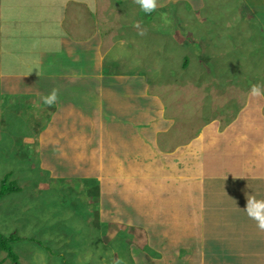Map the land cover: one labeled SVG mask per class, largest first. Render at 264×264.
Wrapping results in <instances>:
<instances>
[{
	"label": "crops",
	"instance_id": "obj_1",
	"mask_svg": "<svg viewBox=\"0 0 264 264\" xmlns=\"http://www.w3.org/2000/svg\"><path fill=\"white\" fill-rule=\"evenodd\" d=\"M119 1L95 0L91 11L83 0H0L4 142L21 144L17 131L27 130L20 155L80 192L83 219L95 210L89 225L102 230L103 245L109 226L114 241L131 242L118 250L133 264H264V232L243 211L246 193L264 199V98L224 126L202 114L209 122L185 135L147 83L148 64L176 48L171 63L182 65L177 29L189 31V48L201 38L183 24H155L179 0H158L151 14L135 3L124 14ZM244 1L264 37V0ZM139 20L142 44L134 42ZM53 88L59 99L47 106L40 97Z\"/></svg>",
	"mask_w": 264,
	"mask_h": 264
},
{
	"label": "rangeland",
	"instance_id": "obj_2",
	"mask_svg": "<svg viewBox=\"0 0 264 264\" xmlns=\"http://www.w3.org/2000/svg\"><path fill=\"white\" fill-rule=\"evenodd\" d=\"M118 3L121 5L118 11L121 9L124 14L133 6L132 0ZM164 9L170 16L165 18L167 14L159 12L154 21L156 25L164 19L169 26L183 24L188 29L196 28V37L201 40L197 48H189L193 41L189 31L177 29V41L180 42V35L184 33L183 43L187 46L180 58L182 65L171 63L176 60V48L166 49L165 63L155 57V63L148 64L147 83L161 101L170 105L167 111L182 124L185 135L193 136L200 121L202 125L209 122L204 121L209 115L219 113L217 120L223 126L226 121H233L239 113L237 110L250 106L252 97L247 96L251 85H264L261 77L264 75L261 55L264 37L248 4L244 0H179ZM221 12H226L224 16L221 14L223 17L218 16ZM141 27L144 26L141 24ZM130 28L131 25L127 26L128 41L132 35ZM134 42L142 44L144 36L134 38ZM154 53L162 55V50L155 49ZM246 58L255 63L256 71H249V65L244 64ZM17 133L21 134V144L18 137L13 139L15 144L4 142L6 135L0 132V235L5 247L0 251V264H112L119 258L123 264H133L126 251L118 250L131 242L114 241L116 232L109 226L105 227L103 245L102 230L97 228L96 232L97 225H89L95 210L90 209L91 216L83 219L85 202L80 192L35 172L37 162L30 155L29 160H24L19 151L27 152L26 141L32 138L27 130ZM46 185L50 189L45 190ZM204 253L209 256L211 252ZM139 259L145 262L146 257Z\"/></svg>",
	"mask_w": 264,
	"mask_h": 264
},
{
	"label": "clouds",
	"instance_id": "obj_3",
	"mask_svg": "<svg viewBox=\"0 0 264 264\" xmlns=\"http://www.w3.org/2000/svg\"><path fill=\"white\" fill-rule=\"evenodd\" d=\"M89 10L95 11V0H83ZM145 14H151L159 7L158 0H133ZM138 30V35H144L140 22L133 25ZM249 96L252 98H264V85L253 84L249 89ZM43 104L53 106L59 99V88H53L47 95L40 97ZM246 215L256 222L259 231L264 232V199H258L255 194L246 193V205L243 208ZM112 264H123L122 259H114Z\"/></svg>",
	"mask_w": 264,
	"mask_h": 264
},
{
	"label": "trees",
	"instance_id": "obj_4",
	"mask_svg": "<svg viewBox=\"0 0 264 264\" xmlns=\"http://www.w3.org/2000/svg\"><path fill=\"white\" fill-rule=\"evenodd\" d=\"M257 52H258V51H257ZM262 54H263V55H262ZM261 55L264 56V51H263V53H261ZM245 63H247V64L249 65V71H251V70H255V71H256V69L253 68V66H254L255 63H252V60H250V59L247 60V58H246L244 64H245ZM244 64H243V65H244ZM185 65H186V64H185ZM185 65H184V66H185ZM243 65H242V67H243ZM260 65H263V62H261ZM261 67H262V66H261ZM257 70H258V69H257ZM251 74H253V73H251ZM217 115H219V113H216V114H215V116H217ZM234 115H235V113H234ZM220 116H221V115H220ZM229 119H230V118H228L227 120H229ZM2 238H3V236L0 235V251H2L1 249H5L4 244L1 243V239H2ZM6 241H7V240H6Z\"/></svg>",
	"mask_w": 264,
	"mask_h": 264
},
{
	"label": "bare ground",
	"instance_id": "obj_5",
	"mask_svg": "<svg viewBox=\"0 0 264 264\" xmlns=\"http://www.w3.org/2000/svg\"><path fill=\"white\" fill-rule=\"evenodd\" d=\"M36 223V222H35ZM63 226V225H62ZM133 228V227H132ZM15 232V231H14ZM13 232V233H14ZM6 235V234H5ZM50 238V237H49ZM52 238V237H51ZM54 238V237H53ZM54 239H57V238H54ZM43 240V239H42ZM112 243V242H111ZM110 244V243H109ZM92 245V244H91ZM48 247H49V244L47 245ZM93 246H94V244H93ZM91 247V246H90ZM112 247V246H111ZM81 249V248H80ZM76 250V249H75ZM115 250V249H114ZM60 251V250H59ZM79 252V251H78ZM59 253H61V252H59ZM66 253H68V252H66ZM77 253V252H76ZM62 254V253H61ZM82 254V253H81ZM64 255V257H66V258H68L67 256H65V253L63 254ZM70 255V254H69ZM74 255V254H73ZM78 255H80V254H78ZM120 257H123L121 254H120ZM89 259V258H88ZM120 259V258H119ZM122 259V258H121Z\"/></svg>",
	"mask_w": 264,
	"mask_h": 264
}]
</instances>
